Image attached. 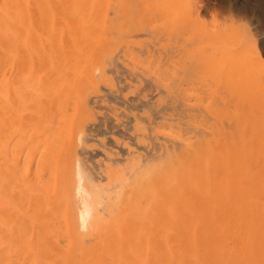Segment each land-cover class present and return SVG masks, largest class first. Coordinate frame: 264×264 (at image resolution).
<instances>
[{"label":"rangeland","instance_id":"374dc122","mask_svg":"<svg viewBox=\"0 0 264 264\" xmlns=\"http://www.w3.org/2000/svg\"><path fill=\"white\" fill-rule=\"evenodd\" d=\"M16 1L23 2L24 0ZM45 1H49L48 4L46 3L47 7L50 3H53L51 7L53 5L55 7L57 3L62 2L64 5L58 7L102 8V10L108 9L107 12L110 13H116L119 10L118 12H121L118 18L127 17L119 19L120 23L118 25L123 22L122 25L125 27L123 30L121 29L122 31H126L125 29L133 30L132 28H134L131 34L136 32L134 34L137 37L134 36L135 39L133 40V37H128L131 35H127L125 32L127 38L134 41L133 44L129 43L128 47L125 42L129 39L125 35H121L120 39L122 41L127 40L124 42L123 48L127 46L131 50L134 47L131 51V53L134 51V55H140L142 58L147 56L152 58L153 56L155 60H158V58L165 59L169 64L162 66V71L161 69L158 70L159 67L156 68L158 71L151 69L152 72L149 71L148 74L145 72L146 70L141 69L145 73L138 72L139 79L143 81V77L147 76L148 79L146 80L148 81L150 78L156 77L153 76V72H157V78H161V82L164 80L163 83L166 84L164 86L160 83V85H163L167 90L169 89L172 92L170 95L174 96L170 97L173 100L181 98L183 100V102H174L169 98L172 104L171 108L182 111L183 108L180 109L179 106L183 103L184 105L187 104L186 107L183 106L186 108L184 110L187 114L184 118L188 117L187 121L184 119L186 124L182 122L183 119H180L182 116L178 118L176 115L175 119H180L181 125L185 124L184 130L188 129V131H184V136L188 135L186 141L189 150H192L193 154L195 151L193 147L198 150L195 151L194 157L202 155V152L206 153L203 155L207 158V161L210 160L207 165L210 164L209 167L212 170L208 169L212 171L211 173L219 167L215 168L221 162V158L218 157L230 154L236 145H243L242 142H246L251 138H254V140L259 138L264 142V0ZM128 12L134 14L129 13L127 15ZM137 14L139 17H137ZM166 14L168 16H165ZM134 15L139 18L137 21L135 17L133 18ZM125 19L131 23L129 24ZM117 22L118 19L115 24ZM141 27H144V29ZM118 28L120 30L121 27ZM156 29H158L157 32ZM149 34L151 37H149ZM146 36L149 37L146 38L149 39L148 41L145 39ZM131 44L134 46L132 47ZM127 47H125V50ZM136 47L139 52L135 51ZM168 52L170 55H168ZM164 54L166 58L162 57ZM169 60H173V62ZM180 64L182 65L180 66ZM169 66H171L170 69ZM165 67L168 69L167 71ZM149 73L153 77L149 78L148 76H151ZM162 74L164 77L161 76ZM157 78L148 82H151L152 85L153 83L158 84L160 81L157 82L159 80ZM146 80L144 82H147ZM180 81L182 82L180 83ZM177 82H179V85ZM173 85L176 89H172L174 88ZM155 86L158 87L159 85ZM255 97L256 99H254ZM96 115L98 116L99 113L94 114L95 119L90 118V120L82 122V125L81 123L66 124V122L64 124L59 120L60 124H56L58 122L56 120L51 121V125L55 128L53 130L51 125V130L47 128L49 127L48 123L46 124L47 127L45 125L46 132L44 131L45 134L41 138L43 143L39 142L40 144L37 145L40 149L37 155L41 158L42 172L45 171L44 173L40 171L43 175L38 174V177L39 175L41 177H39L40 179H36L38 178L36 175H27L28 172L26 173L23 170L25 166L23 164H18V168L16 162L15 167L13 162L11 163L13 167L6 165V170L7 167H10L8 183L11 194L13 195L15 191L20 192L21 198L28 205L26 204L25 207L22 204L25 209L18 208L23 209L21 214L18 209H14V201L17 197H19L17 201L21 200L18 196L20 193L13 195L15 196V198L12 197L14 206L11 204L10 211L12 212L7 217V220L9 218V222L7 221L9 239H12V241L9 240L11 245H9V255L3 261L5 264H153V261L155 262L153 256L155 254L156 257L157 248L165 247L166 242L175 233V230H179L183 226L182 223H185L182 220L184 221V218L187 219L188 217L186 218V215L184 216L181 213L185 211V204L182 202H184L186 194H196L194 198L198 196V190L200 189L198 184L200 182H195L197 185L194 184V189L191 192L184 191L180 187L179 190L178 186H176L177 189L175 186L174 188L170 186L168 191L164 192L165 194L162 193L163 197L158 198L159 201L156 200L157 189L154 183L153 162L148 161L149 164L147 163V160H152L147 148V143H150L151 140L146 139L148 134H151L148 135V138L154 135L151 124L148 122L143 123L141 120L133 121V125L131 122H127L125 123L127 130L131 132L126 133L127 135L131 133L132 136H126V133L121 134L120 131H117V125L114 122L106 119L104 121L100 118L101 116H98L100 120ZM10 116L7 118H11V121L7 120L8 122H5V125L8 124L9 126L7 125L8 130L5 126L7 140L4 142L7 141L8 144L10 142L11 149L14 145L17 147L22 139H28V130H32L33 133L34 130H40L36 128L40 124L38 122L34 123L29 118V121L25 119L24 121L21 119L22 116L20 117L15 113L14 115L10 114ZM42 125L41 123V126L38 127L44 128V125ZM71 125L74 130L70 127ZM56 126H59V130ZM63 126L69 130L66 128L61 130ZM90 126L92 130L95 129L93 131L95 133L92 132ZM47 129L50 131H47ZM44 137H46L45 140H43ZM132 137L136 139L133 138L132 140ZM39 145H42V149ZM9 146L7 145V147ZM14 148L13 150L9 148L12 152H10L9 157L13 155ZM9 159L11 160V158ZM197 164L200 165L196 161L194 167L197 166L199 170L201 166ZM20 165L21 169H19ZM148 166L150 168H147ZM151 167L152 171H150ZM215 173H213L214 176ZM214 176L211 177L210 181L212 187L217 183V178ZM80 178L82 179L81 182L84 181L83 184L80 183L84 185V189L89 193L87 195H91V199L88 197L93 202L96 210L94 222L93 218L91 222L82 219L84 218L81 215L83 210L80 206L81 203H79V197H77ZM30 186L35 187L34 190H37H33V192L37 194L39 192L36 196L39 198L37 200L38 204L40 203V208L36 203L37 200L32 199L35 202H31V196L35 194L31 193L32 187V189L30 188L31 192L27 188ZM25 188L29 190L30 199H28L27 191L23 192L26 190ZM180 191H183V194ZM197 191L198 193H196ZM166 192H170V194ZM173 200L176 201V206H173V203L171 204ZM32 203L33 205L36 204L41 212H38L39 210L35 208L36 205L33 207ZM32 208L36 210V214L42 213V215L40 214L42 217L41 222L39 221L40 225L43 229L47 228L43 232L48 233L49 239L52 237L51 240H48L46 247H40L38 250L32 248L28 242L30 241L28 237L29 228L25 226L27 229H22V231L19 230V226V229L15 228L17 224H21L19 219L24 218L23 215L30 217ZM35 212L32 210L33 214ZM192 217L188 219L191 220ZM32 219L24 218L21 220H24V222L26 220V224L29 225L31 223L29 227L32 228L35 224H32ZM85 221L86 223H83ZM43 225H46V227H43ZM56 239L59 241H56ZM68 241L69 245H72H70L71 247L75 246L74 252L67 244ZM67 251L73 253V255H69Z\"/></svg>","mask_w":264,"mask_h":264},{"label":"bare ground","instance_id":"6f19581e","mask_svg":"<svg viewBox=\"0 0 264 264\" xmlns=\"http://www.w3.org/2000/svg\"><path fill=\"white\" fill-rule=\"evenodd\" d=\"M46 3L48 4L49 1L24 0L23 2H17L16 0H0V264H5L3 261L9 255V245H11L9 240L12 241V239H9L7 224L9 218L7 220V217L12 212L10 211V206L13 202L12 197L15 198L13 195L17 193L15 191L13 195L11 194L8 183L10 167H13V164L15 167V162L16 167L18 164H23V166H26L22 167L24 172H28L27 175H36L38 177L43 167L41 158L37 155L39 154L38 151H40L37 145L40 144L39 142H41V138L46 132L45 128L48 126L46 124H49L48 129H50L52 120H56V122L59 120L62 123L66 122V124L71 123L72 125L81 123L82 125V122L94 118L96 112L99 113L98 116H101L102 120L105 121L106 119L114 122L117 125V131H120L121 134L131 132L127 130L125 124L127 122H131L133 125V121L141 120L143 123L148 122L151 124L154 135L150 137L152 139L148 138L149 134L147 135L146 139L151 140V142L146 145L152 160H147V163L148 161L153 162V165H151L154 169V183L157 189L156 200L158 198L161 199L163 197L162 193L166 190L168 191L170 186H173L172 188L178 186V189L180 187L184 191L191 192L194 189L193 186L197 185L195 182H200L198 184V187H200L199 193L198 191L196 192L198 193V198H194L196 194H186V198L184 197V202H182L185 204V211L181 213L184 216L186 215V218L191 216H195V218L192 217L191 220L184 218V221L182 220L185 223H182L183 226L179 230H175V233L166 242L165 247L157 248L156 257L153 253V260H155L153 264H264V142L259 138V140L251 138V141L248 139V142L241 141L243 145H236L233 148L235 151L233 150L230 154L218 157L221 158V162L218 165H216L218 162L215 164V168L219 167L216 169V171L218 170L217 172L215 171L216 173L213 172L215 173L214 176L211 173L212 171H209L210 164L208 163L209 165H207V162H210V160L207 161L204 156L206 153L201 151L202 155L198 152L200 156L194 157L198 150L193 147L195 151L197 150L196 152L193 150V154L187 145L186 139L188 135L184 136V131H188V129L184 130L185 128H183L186 124L184 119L188 118H184L187 114L184 110L186 108L183 106L186 107L187 104L184 105L183 103L181 104L182 107L179 106L180 109L183 108L184 114H180L182 111L177 108L176 112V110L171 108L172 104L169 99L174 96L170 95L172 92L164 87L166 84L163 82L165 81L161 82V78L158 77L159 80L157 82L160 81L158 84L153 83V86L151 82H148L151 79L152 81L156 80L158 76L157 72H153V76L156 77L150 78L153 77L150 74L152 72L151 69H155L153 71L161 69L162 71V66H167L168 63L165 59L158 58V60H155L153 56L152 58L148 56L142 58L140 55H134V51L132 52L133 54L131 53L134 48V45H132L134 41L127 38V35H131L128 37H133L134 40V36L137 37L134 34L136 32L133 33L134 35L131 34L134 28H132L133 30L125 29L126 31H122L125 27L122 25L123 22L118 25L120 23L119 19L127 17L118 18L121 12H118L119 10H116L117 14V12H107L108 9L102 10V8L58 7L64 5L62 2L57 4L55 2V7L54 5L51 7L53 3H50L47 7ZM129 13L132 12H128L127 15ZM138 14L137 17H139ZM165 16L168 15L166 14ZM117 19L118 22L115 24ZM135 19L137 21L139 18L135 17ZM119 26L121 27L120 30ZM142 29L140 30L142 31ZM152 31L154 30L152 29ZM157 31L158 29H156ZM121 35H125L129 41H122L120 39ZM125 36L123 37L125 38ZM149 37L146 36L145 39ZM150 39L153 42L152 38ZM124 42L127 46L132 43L131 46L133 48L129 50V46H125L128 48L125 50V47L123 48ZM136 45L138 46V44ZM146 47L149 48L148 46ZM137 49L136 47L135 51L139 52ZM168 55H170L169 52ZM162 57L166 58V55L164 54ZM167 57L169 58V56ZM169 61L173 62V60ZM163 63L164 65H162ZM156 68L159 69L156 70ZM168 68L170 69L171 66ZM141 69L146 70V73L150 71L149 74L151 76H148L150 80H146L148 79L147 76L143 77V81L139 79L138 72H144ZM144 80L147 82H144ZM160 83L164 86L160 85ZM177 83L179 85V82ZM155 85H159L160 88ZM172 89H176L175 86ZM180 92L183 93L181 90ZM180 92L179 94L181 95ZM171 99L174 102H183L182 98L178 100ZM187 112L191 113L190 111ZM14 113L20 115V117L22 116L21 119L23 120L29 121L31 119L34 123H40L38 126H41L42 123L44 128L41 127L42 130L35 126L40 130L36 131L32 128L34 133L32 130H28V139H22V143H17L18 146L14 145L15 148L13 146L11 149L10 142L9 144L7 141L6 143L4 142L7 140L6 129L8 130V124L5 125V122H8L7 120L11 121L13 116L11 117L10 114L14 115ZM173 113L175 114L173 115ZM176 115L178 118L183 117L180 119H183L184 125H181L180 119H175ZM8 116L11 118L8 119ZM195 118L198 119L197 116ZM59 121L56 124H60ZM72 125L70 127L74 130ZM51 126L52 130L55 129L53 125ZM56 128L58 129L59 126H56ZM61 128V130H64L66 127L63 126ZM131 128L133 129V127ZM48 129L47 131L51 130ZM26 135L28 134L26 133ZM125 135L132 136L131 133L130 135L129 133ZM134 136L136 135L134 134ZM127 138L129 139V137ZM133 138L135 137L131 139L133 140ZM45 139L46 137L43 138V140ZM7 145L10 146L7 147ZM42 145H39L41 149ZM9 148L11 150L15 149L10 157L9 155L12 152ZM147 148L145 149L148 150ZM196 161L200 164L197 165L201 166L199 170L197 166L196 168L194 167ZM9 162L10 164H8ZM12 162L13 164L11 165ZM6 165H10L7 170ZM149 166L147 168H150ZM152 167L150 171L153 170ZM19 169H21V165ZM212 176L217 178V183L214 187L210 184ZM39 177L35 178L40 179L41 177ZM81 180L80 178L77 190V197H79V203H81L80 206H82L83 210L81 215L84 217L82 219L91 222L92 218H95L96 210L90 200L91 195H87L89 193L84 189V185H82L84 181L81 182ZM31 187L33 188V186L27 188L30 190ZM27 188L23 192L27 191L28 193L29 190ZM34 188L32 192L30 190L32 194H35L34 196L31 194L33 196V198L31 196V200L34 199L36 201L38 198L36 195L39 192L38 194L33 192ZM152 189L154 188L152 187ZM34 191L37 190L35 189ZM180 192L183 194V191ZM166 193L170 194V192ZM28 195V199H30V194L28 193ZM18 196L21 198V193ZM166 196L167 198L169 197L168 194ZM38 200L36 203L40 208ZM16 201H14L16 207L14 209L20 207L25 209L27 203L22 198L17 201L18 203ZM30 201L29 203L35 202L33 200ZM19 203H21L20 206H18ZM172 203L173 206H176L175 200ZM14 204L12 205L14 206ZM29 205L32 206L33 203ZM37 205L35 208L39 210ZM23 209H18L21 214ZM32 210L36 211L34 208ZM32 210L30 217L23 215L24 218H33L32 224H35H33L32 228L29 227L31 225L30 222L29 225L28 223L26 224V220L25 222L21 220L24 219L23 217L19 219L21 224H17L15 228L17 229L19 226L20 229H18L20 231L29 228L28 237L30 241L28 242L32 248L38 250L40 247H46L48 240H51L52 237L49 239L48 233L46 231L45 233L43 232L47 228L43 229L42 225H40L42 213L40 215L35 212L34 215ZM38 212H41V210ZM32 215L34 216L32 217ZM86 221L83 223H86ZM44 226L46 227V225ZM57 239L56 241H59ZM49 244L52 245L51 243ZM67 244L69 245V241ZM71 246L70 248L74 252L75 246ZM68 253L71 256L73 255V253Z\"/></svg>","mask_w":264,"mask_h":264}]
</instances>
